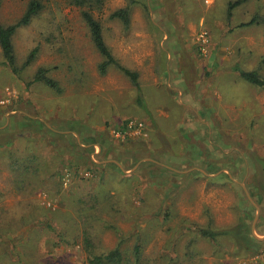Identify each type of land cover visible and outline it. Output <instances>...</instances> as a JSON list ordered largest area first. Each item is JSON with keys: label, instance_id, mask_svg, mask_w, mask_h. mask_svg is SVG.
<instances>
[{"label": "rangeland", "instance_id": "1", "mask_svg": "<svg viewBox=\"0 0 264 264\" xmlns=\"http://www.w3.org/2000/svg\"><path fill=\"white\" fill-rule=\"evenodd\" d=\"M30 1L3 0L0 20L5 24L18 21ZM40 1L43 9L14 36L19 66L23 67L30 52L38 47L36 59L15 74L5 63L0 47V130L9 129L0 134V145L11 141L10 148L28 161L26 170L31 171L21 187L18 182L24 170L14 168L10 151L0 148V264H88L82 237L73 246L61 244V223L67 225L65 220L71 216L69 219L84 224L81 198L92 189L108 193L117 202L119 211L108 207L107 202L101 216L110 222L117 220L125 235L136 232L137 220L140 227L147 228L143 251L150 264H171L169 256L164 257L167 253L174 255L166 248L170 241L177 242L181 263H189L185 245L197 237L189 225L207 221L204 205L211 208L216 223L231 225L242 212L240 202L250 204L248 213L253 217L248 228L255 238L264 241V88L243 80L237 70H258L264 77V23L240 26L255 15H264V0H244L230 18L229 4L235 0H145L149 8L142 3L134 6L128 30L121 22L109 19L126 0H106L100 10H95L113 54L140 73L141 84L157 102H161L158 93L166 94H161L163 102L155 110L172 115V121L165 123L172 130L168 134L178 142L175 148L182 150L195 140L189 133L192 129L200 133L209 130L212 135L215 132L216 139L227 145L225 156L240 153L245 185L194 180L181 172L185 167H173L180 172L177 175L157 164L146 165L156 162L152 152L137 161L127 158L132 159L131 167L118 162L125 176L108 160L113 157L101 155L100 140L89 146L90 138L94 139L89 134L95 130L96 139L105 133L112 146L122 148L121 155L136 144L132 139H138V135L145 137L140 144L144 148H159L169 140L166 130L155 121L151 106L143 108L137 101L129 122H140L142 127L132 128L137 133L124 138L118 135L120 130L115 132L117 137L108 136L117 123L115 119L125 117L124 113L111 114L130 108L125 102L112 111L116 99L129 94L131 81L116 70L100 74L102 56L79 7L68 0ZM41 67L48 68V75L58 81L61 92L34 80ZM95 96H100L98 101L102 103L106 99L114 104L99 105ZM93 98L94 104L90 101ZM90 109L95 110L96 119L90 118ZM76 141L83 149L74 144ZM197 142L208 151L207 141ZM90 158L101 167L94 166ZM244 186L260 209L257 220L258 210ZM62 193L69 197L63 198ZM161 205L170 206L172 218L153 226L149 222L157 223L154 212ZM256 225L260 227L257 230ZM69 226L67 231L75 232L70 222ZM95 227L92 232L100 244L98 250H109L119 243L116 230ZM135 238V233L127 237L123 246L132 249ZM226 243L228 251L198 238L191 245L200 253L194 260L199 259L201 264H264V247L256 255L238 249L231 239ZM218 252H224L226 260L220 259Z\"/></svg>", "mask_w": 264, "mask_h": 264}, {"label": "trees", "instance_id": "2", "mask_svg": "<svg viewBox=\"0 0 264 264\" xmlns=\"http://www.w3.org/2000/svg\"><path fill=\"white\" fill-rule=\"evenodd\" d=\"M71 4L77 6L80 8L82 17L89 29L90 36L92 38V41L102 56V61L99 64V72L102 75H105L109 73L111 70H116L120 73H122L125 77H127L133 86L137 89L138 96H137V102L138 104L143 107L147 108L145 105V100L143 96V90H142V84L140 82V73L137 70H133L129 68L128 66L122 64L119 58H117L109 45L107 44L104 36V27L103 23L100 19H98L95 16V10H100L103 6L106 0H68ZM126 4L116 10H114L110 15V20H117L123 24V28L125 30H128L131 26V20H132V12L133 8L136 4L142 3V5L148 9V5L145 0H126ZM244 0H235L233 2H230L229 8H228V16L229 18L232 17V11L235 7L240 5ZM3 0H0V9L2 6ZM43 9V4L40 0H31L28 4V7L23 14V16L16 22L5 24L0 20V47L2 49L3 56L5 58V63L11 68V70L15 74H19L23 67H26L30 65L37 57L39 48L35 47L30 54L28 55V58L24 64L23 67H20L17 61V55H16V49L14 45V36L17 33L18 29L22 26L29 25L33 19L40 13V11ZM264 23V15H255L251 20L248 22L241 23L240 26L245 25H252V24H261ZM239 71V74L241 78L245 81H248L249 83L264 88V77L259 73L258 70H245L242 68L237 69ZM35 81L44 82L46 85H48L50 88L57 92L62 91L61 85L56 81L54 78L50 77L48 75V68L41 67L34 77ZM128 123L129 121H126L124 124L117 126V130H120L121 132H124L125 129H128ZM9 129L6 130H0L1 133L7 132ZM86 140L83 138V141ZM92 143H97L98 141L92 140ZM88 143V141H86ZM74 144L78 146L80 149L82 148L79 143L76 141ZM99 144L102 147L101 155L104 156H111L113 149V143L107 138L104 137L102 140L99 141ZM12 145L11 141L7 140L5 144L0 145V148H5V151H10V158L14 164V168H19L20 170H24L22 173L23 178L19 179V185L24 187L26 182L28 181V177L31 174L30 170H26L29 166L27 163L28 161L25 159H22L16 152L15 148L12 149L10 146ZM83 149V148H82ZM109 149V151H108ZM85 151H90V149L84 148ZM29 160V159H28ZM138 159H136L137 161ZM90 162L98 167L101 165L96 164L92 162L90 158ZM115 168L117 167V170H119L122 174L123 172L118 167V165L114 164ZM146 165H156L152 162H147ZM160 169L166 170L171 172L172 169L165 167V166H159ZM159 169V170H160ZM173 171V170H172ZM174 174H177V172L173 171ZM196 176H204L203 173L200 171H197L194 173ZM26 175L28 177H26ZM125 175V174H123ZM126 176V175H125ZM155 183H153L152 186H154ZM62 191V190H61ZM81 196V195H80ZM63 198H68L67 194L62 193ZM107 198L106 200L104 198ZM82 204L84 208V215L82 216L83 223H76L75 220L69 219L71 216H68L65 220L67 225L64 223H61V244L69 245H75L82 237V245L84 247V251L86 253L87 262L88 264H150L149 261L144 259V248L146 244V233L147 228L140 227V223L137 220V229L135 233V244L132 246V249L129 248V246L124 247L123 243H125L127 237L134 235V233L130 234H124V232L121 230L119 225H117V220H113L110 222L106 218L101 216V211H104L106 208V203L108 204V207L112 208L113 210L119 211L120 208L116 201H114L111 196L108 195V193L103 194L100 191L93 192V189L91 192H88L87 195L83 196ZM205 213L208 217L207 221L203 223H196L193 222L191 225H189V229L191 230L192 234L195 236V233L197 234V237L193 239H189L188 242L185 245L186 257L187 259L191 257L189 260V263L187 264H201L200 260H194L195 257H197L198 254L194 252L195 250L191 249V245L196 243L199 239H206L211 244L217 247L218 249L222 248L226 251H228V248L225 246L228 239H231L234 241V244L239 249H243L247 252H250L252 254L260 255L263 251L264 247V241L259 240L255 238L251 230H249V224L250 220L252 219L253 215L251 213L249 217L248 223L244 220V216H241L237 219L236 222L232 223L231 225H217L214 221V218L212 216V213L210 209L207 207L205 208ZM153 212V211H152ZM163 213V215H162ZM154 215L158 220L156 221V224L151 225L156 226L159 224L166 223L169 219L172 218V210L169 205H161L157 211L154 212ZM138 216V215H137ZM152 216V215H151ZM79 217V215H78ZM163 218L160 220V218ZM73 218H76V215H73ZM77 219V218H76ZM119 220V218H118ZM162 221V222H161ZM69 222L73 225L74 231H67L69 226ZM154 223V222H153ZM189 223V222H188ZM79 226V230H75V227ZM95 225L99 228L104 227H110L113 230H116L117 233L120 236L119 243L114 246L113 248L109 250H98L100 247V244L97 242L96 238L93 236L94 233L92 232V227L97 229ZM50 227H54L51 224ZM107 226V227H105ZM90 227V228H89ZM187 228V225H186ZM135 231V230H133ZM79 238V239H78ZM226 247V248H225ZM166 248L173 250L174 255L171 253L165 254L169 256L168 262L173 264L175 262H178V264L181 263L179 251L177 249V242L176 241H170L169 246ZM220 259H225L226 256L224 255V252L220 255V253H217ZM225 264H228L227 262Z\"/></svg>", "mask_w": 264, "mask_h": 264}, {"label": "crops", "instance_id": "3", "mask_svg": "<svg viewBox=\"0 0 264 264\" xmlns=\"http://www.w3.org/2000/svg\"><path fill=\"white\" fill-rule=\"evenodd\" d=\"M143 85V84H142ZM130 87V92L127 96H119L116 100H117V106H115V110H119V107L124 105L126 102V106H130V108H126L128 109L126 112H122V111H116L115 113L111 114V116H114V114L119 115L124 113L125 117L124 118H117L115 119L117 123L114 124L113 127H111V134H108V136L113 135L115 136V132L118 131L117 130V126L124 124L126 121H129L132 118V114H135L134 109H132V106L135 105V102L137 101V96H138V92L137 89L133 86V84L129 85ZM142 90H143V94L145 95L144 100H145V105L151 106V111L154 114V118L155 121L158 120V124L161 128V130L167 132L166 134L171 133V129L167 127L166 125V121H172L173 117L172 115H170L169 117V113L168 115H163L162 113L158 112L155 110V106L158 105V103H162V95L165 93H158V98H161V102H157L158 99H154L151 96V91H149L148 88H145L144 85L142 86ZM95 99H97V104L101 105H108L111 104L113 105L114 103H112L111 101H108L105 99V101L102 103L101 101H98L99 99H101L100 96H95ZM94 98L91 99V103L94 104L95 100ZM115 100V101H116ZM120 100V101H118ZM99 102V103H98ZM150 102H153L151 104H148ZM96 104V105H97ZM91 111V117L92 119H96V116L94 115V109H90ZM106 115L109 116V114L105 113ZM138 116V115H137ZM130 117V118H129ZM139 118H141L139 116ZM101 119V117H100ZM194 119L191 118V121H193ZM99 120H96V122H98ZM122 121V122H121ZM139 121V120H137ZM95 122H92L88 128L91 127L92 124H94ZM80 125V124H79ZM193 126V124H192ZM8 128H5L4 130H6ZM96 129H105V127L103 128H96ZM3 130V129H2ZM96 131V130H95ZM93 131L91 134H89V136H94V140L98 141V140H102L104 137H106L105 133L100 134V139H96L95 136H97V133ZM208 131V132H207ZM9 132V130L7 131ZM118 135L121 136L122 138H124V136H130V134H134L135 132L137 133V130H132L130 127H128V129H125L124 132H120L118 131ZM6 133V132H5ZM189 133H191V135H193V138H195V140L189 142L188 145L184 146L182 150H178L175 148V146H177L178 142L176 140L175 137H173V135H169L168 134V140H169V144H165V142L161 143V147H154L153 149H151V147L148 148H144V146L140 145V144H144L145 141V137L138 135V139L134 138L132 139V141L136 142V144L132 145V148L129 149L128 151L124 150L122 155H121V149L120 147H116L113 146L112 153L111 156H106V158L109 157H113L112 160H110V158L108 159L109 161L114 162V164H117L118 166H121L118 162H122L124 166L127 167H131L129 165V159L127 158H133L135 161L136 159L139 160L138 157L141 158H147L146 155H149L150 152H152V154L155 156L154 160L156 161L155 164H157L158 166H165L168 167L170 169H175L173 167L177 166L179 169L182 167H185L184 171H181L182 173H188V176L191 179L194 180H203V181H207L208 183H218L220 184V181L224 180V182L229 181L230 183L236 185V184H241L244 182L241 180V155L240 153H232L229 154V158L227 156H225V153H223V149L227 148V145H224L223 141H218V139H216V133L214 132V134L212 135L211 132H209V130L203 131L202 133H200L198 130H194L192 129ZM84 136H81V138ZM117 137V136H115ZM218 137V136H217ZM81 140V139H80ZM93 139L90 138V141H92ZM129 140V139H127ZM192 140V139H191ZM203 141L206 142L208 144V151H205L204 147L202 146L201 143L197 142V141ZM143 143H142V142ZM92 144V142H90L89 146ZM136 145V146H135ZM171 145V146H170ZM146 147V146H145ZM174 151H173V149ZM102 148V147H101ZM109 151V149H108ZM150 154V155H152ZM113 155V156H112ZM226 157V158H225ZM80 158H82V156H80ZM107 160V161H108ZM232 160V161H231ZM89 161V160H88ZM87 160L84 163L88 162ZM197 171H200L201 173L204 174V176H196L194 173H196ZM177 172V171H175ZM180 174V172H177V175ZM248 189V188H247ZM257 201V200H256ZM243 203L242 207V212H240V216H244V220L246 221V223H248L249 221V217L251 215V212L248 213V210L251 209V205L250 204H244V202H240ZM253 203V202H252ZM254 204V203H253ZM255 205V204H254ZM205 208H209L211 211V208L208 205H204ZM256 206V205H255ZM263 206V205H262ZM256 209L258 210L257 206ZM212 216L214 218L215 223L216 218L213 214V212L211 211ZM258 218L260 215L257 213ZM256 215V217H257ZM237 221V220H236ZM217 225H219L218 223H216ZM230 225V224H228ZM221 226V225H219ZM260 227L256 225V230L259 229Z\"/></svg>", "mask_w": 264, "mask_h": 264}, {"label": "water", "instance_id": "4", "mask_svg": "<svg viewBox=\"0 0 264 264\" xmlns=\"http://www.w3.org/2000/svg\"><path fill=\"white\" fill-rule=\"evenodd\" d=\"M244 188H245V190H246V193H247V195L249 196V198L252 200V202L257 206V204L254 202V200L252 199V197H251V195H250V193H249V191H248V189L244 186ZM257 208H258V213L260 212L259 210V207L257 206ZM257 218H258V215H257V217H256V220H257ZM256 220H255V222H254V226H253V232H254V234H255V223H256ZM257 238H259V239H263V238H261V237H258L257 236Z\"/></svg>", "mask_w": 264, "mask_h": 264}, {"label": "built area", "instance_id": "5", "mask_svg": "<svg viewBox=\"0 0 264 264\" xmlns=\"http://www.w3.org/2000/svg\"><path fill=\"white\" fill-rule=\"evenodd\" d=\"M142 125L143 124L140 123V122H133V121H131V122L128 123V127H130L131 129L132 128H141Z\"/></svg>", "mask_w": 264, "mask_h": 264}]
</instances>
